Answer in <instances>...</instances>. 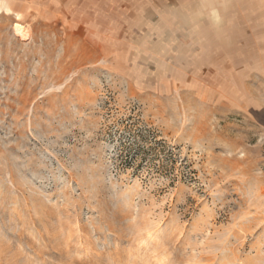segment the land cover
Returning <instances> with one entry per match:
<instances>
[{"label": "rangeland", "instance_id": "374dc122", "mask_svg": "<svg viewBox=\"0 0 264 264\" xmlns=\"http://www.w3.org/2000/svg\"><path fill=\"white\" fill-rule=\"evenodd\" d=\"M0 8V264H264V0Z\"/></svg>", "mask_w": 264, "mask_h": 264}, {"label": "bare ground", "instance_id": "6f19581e", "mask_svg": "<svg viewBox=\"0 0 264 264\" xmlns=\"http://www.w3.org/2000/svg\"><path fill=\"white\" fill-rule=\"evenodd\" d=\"M0 14H2V12H1V8H0ZM14 31H15L16 34H18V35L25 36V29H24V27H23L22 25H20V24H16V25L14 26Z\"/></svg>", "mask_w": 264, "mask_h": 264}]
</instances>
